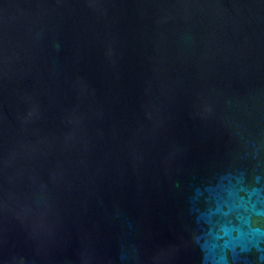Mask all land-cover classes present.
<instances>
[{
    "label": "water",
    "instance_id": "1",
    "mask_svg": "<svg viewBox=\"0 0 264 264\" xmlns=\"http://www.w3.org/2000/svg\"><path fill=\"white\" fill-rule=\"evenodd\" d=\"M0 264H264V0H0Z\"/></svg>",
    "mask_w": 264,
    "mask_h": 264
}]
</instances>
